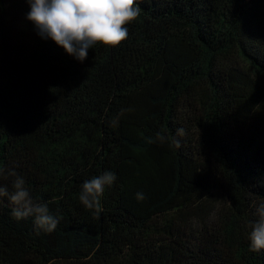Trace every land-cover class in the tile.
Segmentation results:
<instances>
[{
	"label": "trees",
	"instance_id": "1",
	"mask_svg": "<svg viewBox=\"0 0 264 264\" xmlns=\"http://www.w3.org/2000/svg\"><path fill=\"white\" fill-rule=\"evenodd\" d=\"M136 3L126 40L79 62L37 35L26 0H0V164L58 219L38 232L3 198L0 264H264L247 239L264 201V0ZM105 171L97 214L78 195Z\"/></svg>",
	"mask_w": 264,
	"mask_h": 264
},
{
	"label": "clouds",
	"instance_id": "2",
	"mask_svg": "<svg viewBox=\"0 0 264 264\" xmlns=\"http://www.w3.org/2000/svg\"><path fill=\"white\" fill-rule=\"evenodd\" d=\"M29 11L26 19L30 21L38 36L51 40L58 47L79 62L87 58L88 50L97 44L104 47H119L128 36L127 25L139 19L142 9L136 0H26ZM123 111V110H122ZM115 118L112 124L117 123ZM177 136L186 135L178 128ZM167 137L157 133L155 141L164 143ZM149 143L154 142L149 138ZM180 148L179 140H174ZM6 174V175H5ZM13 177L11 191L0 183V203L7 198L11 203L12 215L17 220L33 218L34 228L39 231L55 230L58 219L49 213L47 204L36 202L26 187L23 177L13 169H5L0 164V180ZM116 181L115 173L105 171L85 180L80 185L78 199L80 203L97 214L102 210L101 198L107 187ZM138 200L144 199L143 193H137ZM255 222L250 223L247 236L249 250L259 252L264 249V201L255 208Z\"/></svg>",
	"mask_w": 264,
	"mask_h": 264
}]
</instances>
